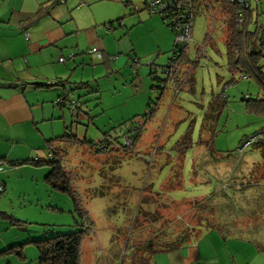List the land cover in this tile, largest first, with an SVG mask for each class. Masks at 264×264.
I'll return each instance as SVG.
<instances>
[{"label":"rangeland","instance_id":"1","mask_svg":"<svg viewBox=\"0 0 264 264\" xmlns=\"http://www.w3.org/2000/svg\"><path fill=\"white\" fill-rule=\"evenodd\" d=\"M137 1L126 8L129 15L123 22L119 19L123 6L117 0L104 13L115 15L112 20L116 19L113 21L116 26L133 23L130 31L138 35L137 38L132 33L120 36L121 41L113 47L116 52L109 60L114 64L119 59L113 68L116 72L105 74V59L91 58L89 51L93 49L104 54L101 43L79 51L77 56L86 57L74 79H79L81 69L101 71H95L94 75L87 72L91 83L82 90L85 97H79L80 90L71 84L68 100H75L77 109L72 114L68 101L66 109L70 115L67 125L72 123L67 132L92 141L113 137L118 133L114 127L119 128L123 123L128 127L134 116L148 111V104L145 107L139 102L145 86L147 91H152L148 101L156 107L150 120L143 123L146 127L136 145L140 156L127 157L115 152L109 155V151H93L87 144L66 147L68 142L62 149L58 147L60 152L56 153V161L69 175L68 191L58 188L61 182L56 186L44 178L47 173L38 169L47 167L46 164L38 168L29 163L17 168L3 167L0 183L5 182V188L0 193V215L3 216H0V228L3 226L4 231L0 241L27 242L23 247L25 256L31 257L27 261L35 257L33 261L37 264L38 259V249L29 241L79 230L85 231L80 243V264H154V256L147 263L140 259L132 262L137 258L133 254L135 248L147 243L165 245L183 234L200 242L208 254L215 242L222 247L241 237L253 239L250 242L253 246L264 242V143L250 145L243 153L238 151L245 136L264 128V114L256 113L264 102L262 84L247 74L248 78L225 86L230 71L219 17L221 10L201 6L196 11L192 39L185 52L189 65L191 61H198L185 70L183 88L177 95L173 84L163 90L158 87L151 90L152 85H158L154 75L166 78L163 71L166 72L172 56L175 34L164 24L172 43L166 51H159L156 37L140 33L145 30L144 21L133 18L142 15L161 18L146 9L147 0ZM250 2L254 13H258V22H264V0H258L257 8L254 0ZM46 3L68 14H85L91 1L47 0ZM101 6L95 10L99 17ZM108 23L103 27L111 33ZM124 30L121 26L115 31ZM250 31H255V24ZM208 35L212 37L211 45H205ZM198 46L204 50L202 55ZM134 60L139 62L136 67ZM150 63L154 64L156 74H150ZM221 93L227 103L217 117L214 109L210 110L211 99ZM136 111L140 114H133ZM63 132L59 128L46 138ZM185 132L189 133L191 144L180 159L174 146ZM18 146L34 153L43 150L42 159L46 158L45 148L38 146L34 137L25 136ZM153 147H158V152L154 166L149 168L145 158L149 160L146 155L149 151L150 156L154 154ZM145 185L147 188L143 190ZM7 215H13L16 220L12 222ZM248 228L253 232H248ZM14 256L9 258L22 261ZM249 257L246 252L237 256L243 262Z\"/></svg>","mask_w":264,"mask_h":264},{"label":"crops","instance_id":"2","mask_svg":"<svg viewBox=\"0 0 264 264\" xmlns=\"http://www.w3.org/2000/svg\"><path fill=\"white\" fill-rule=\"evenodd\" d=\"M46 1L0 0V162H2L0 171L3 167H19L10 163L14 160L42 159L43 150L34 153L32 150L27 151L18 146L20 140L25 136L34 137L38 146L45 148L47 140L57 137L47 139L49 134L57 133L59 128H63L64 132L71 128L72 123L67 125L70 115L66 105H53L54 99L59 96L69 98L68 90L73 87L71 84H74L73 88L80 90L78 92L79 97H85V92L82 90L89 87L91 83L88 75H94L95 71H101V69H81L79 79H74V75L79 70L78 67L81 66V62H84L86 57L80 58L77 56L78 52L84 49L88 50L92 44L101 43L105 47L101 50L109 61L103 64L106 69L105 74L109 75L116 72L113 68L117 66L119 60L117 59L114 64L109 60V56L116 52L113 47L121 41L120 36L133 34V30L130 31L133 23L131 25L122 24L121 26L125 30L116 32L115 30L121 26H116L113 23L116 20H112L115 15H104L110 8L109 5L115 6V0H90V7L85 14H68L64 10H60L59 7L48 5ZM98 1H103V4H98ZM117 1L123 6V14L119 17L123 22V19L129 15L126 8L132 1L136 0ZM139 1L141 0L137 2ZM257 2L255 1L254 8H257ZM249 4L251 6V2ZM99 5H102L99 8L102 10L100 17L95 11ZM251 8L253 7L251 6ZM82 10L79 9V11ZM137 18L139 21H144L145 30L140 33L156 37L159 51L167 50L169 45L171 46L172 36L162 20L158 17L145 15L133 19ZM106 22H112L111 33L105 32L103 24ZM100 25L102 27H99ZM76 32L78 34L75 36ZM26 34L28 35L27 38ZM133 35L134 38L138 37V35ZM72 53L75 55L69 58V54ZM60 57H64L65 60L60 62ZM93 57L91 55V58ZM97 63L100 64V62ZM88 71H90L89 74H87ZM57 81L59 84H54ZM144 89V95L139 102L147 107V101L152 91H147L145 86ZM150 89H154V85ZM86 98L89 99V96ZM97 99L99 96L96 97ZM137 112L140 111L133 114ZM33 126H36L41 134L37 133ZM75 135L78 139L85 138H79L77 134ZM88 140L92 141V139ZM24 150L26 153L22 154ZM44 150L45 157H47L48 151L47 149ZM31 165L34 166V164ZM35 166L38 168L41 165ZM29 167L31 169V166ZM50 169L51 167L47 165V167L38 170H42V173L46 174ZM0 178L3 179L1 174ZM2 183L5 188V182ZM2 231H4L3 226L0 228V234ZM248 232L252 233L253 231L248 228ZM232 240L236 241L225 244V247L215 242L216 246L212 245L213 250L210 254L206 253L200 242L192 241L171 251L156 253L153 257L154 264H257L259 261H261L260 264H264L263 241L253 246L250 243L253 239L241 237ZM254 242L258 243V241ZM26 243L24 241L14 243L13 241L2 240L0 241V250ZM243 252L250 256L245 262L237 258ZM12 256L14 254L0 256V264H36L33 261L35 257L27 261L31 257H26L24 254V259L19 258L22 261L18 262L9 258ZM5 257L8 259L1 262Z\"/></svg>","mask_w":264,"mask_h":264},{"label":"trees","instance_id":"3","mask_svg":"<svg viewBox=\"0 0 264 264\" xmlns=\"http://www.w3.org/2000/svg\"><path fill=\"white\" fill-rule=\"evenodd\" d=\"M192 2V6L194 9V18L196 11H198L201 6L205 7H212V9H218L220 12V19L223 23L222 33H223V39L224 43L227 48V56H228V64H229V71H230V77L225 82V86L233 85L234 82L238 81L240 78L246 79L248 78L247 74L255 76V78L262 84V93L264 94V72L262 71V68H264V22L259 23L258 22V13H254V9L251 8L249 4V0H243L244 5L242 6L239 4L236 0H190ZM257 2V0H255ZM206 3V4H205ZM110 27H112V22L108 23ZM255 24V31L251 32L250 28ZM194 25V21H193ZM171 31V30H170ZM212 37L208 35L205 45L212 44ZM179 48V47H178ZM172 48L173 55L176 54L180 48ZM201 48V49H200ZM184 50V49H183ZM198 52L203 50L201 46L197 47ZM204 51V50H203ZM181 52L179 55H177L176 60H172L170 66L166 67L165 73L166 78L162 79L161 77H158L157 75H154V79L157 80V86L159 89H164L166 85L173 84V89L175 92V95L178 94V92L183 88L184 81L186 79V73L185 70L189 68V66L193 67V64L195 62L191 61V65H189V58L187 57V53L184 51ZM202 55V54H201ZM103 58L105 59L103 64L108 60V57L103 54ZM171 58L169 59V61ZM193 63V64H192ZM189 65V66H188ZM150 74H156V70L154 68V64H151ZM191 67V68H192ZM263 80V81H261ZM163 93V92H162ZM249 100H251L250 97H248ZM212 104L210 110L214 109L216 112L217 117L221 114V111L224 108V105L227 103L224 95L217 94L212 97L211 99ZM263 101V100H258ZM151 102H148V109L150 111L152 116L153 111L155 110L156 106H151ZM145 113V112H144ZM142 113L140 115L134 116L133 119H135L138 116H142L144 118V122L147 123L150 120V116ZM210 113V112H209ZM208 113V114H209ZM257 114H264V102L263 104L259 105L256 110ZM207 114V115H208ZM148 117V118H147ZM132 119V121H133ZM125 123L119 125V128H113L116 135H113L109 137V140L111 141V145L108 150L104 152H108L110 155V152L115 153H122L124 156L130 157L132 155H139L136 150V145L140 141V138L142 136L143 130L146 127V124L142 126H135V130L131 128L130 126L127 127L124 126ZM132 126V125H131ZM68 128V127H67ZM68 129L65 130L63 135L57 136L55 138H52L50 140L46 141L45 149H47L48 152L53 151V156L51 155L49 158L41 159V160H34V159H25V160H14L10 163L14 166H19L24 163H31L34 165H42L46 164L51 167L50 171L47 173V175L44 177L46 179L52 180L51 183L56 186H58V183L60 185L58 186L59 189L68 191V184L67 179L68 176L67 173H65L62 168L60 167L57 159V154L60 152L61 149L66 145V147H72V146H80V145H91L94 141H89L88 139H78L75 134H72L70 132H67ZM260 131V130H258ZM257 131V132H258ZM261 131H264V128L261 129ZM255 134V133H254ZM254 134H250L245 136L242 142L248 138L249 136H252ZM126 135H132L133 136V142L131 147L124 146V137ZM108 139V138H107ZM191 144V137L189 133H184L176 142L174 149L178 152V158L182 159L184 152L190 147ZM240 145V146H241ZM239 146V148H240ZM154 147L152 148V150ZM158 152V147H156L153 151L154 154L150 156L151 151H149V154L146 153L147 157H149V160L145 158L147 165L149 168H152L154 166L155 162V156ZM140 156V155H139ZM150 188V186H148ZM147 187L145 185V190ZM152 189V188H150ZM2 193V191H0ZM77 211L80 216H83V212L79 207H77ZM1 216V215H0ZM4 216H6L4 214ZM7 217L13 222L14 219L12 216L7 215ZM3 218V216H1ZM18 221V220H17ZM84 230H79L70 234H63V235H55L53 237L38 239V240H32L31 243L34 244V246L38 249V261L39 264H80L79 262V254H80V243L82 240V237L84 235ZM194 241V238L186 237V234H183L179 237H176L172 242H168L165 245L159 244H151L147 243L146 245L140 244L135 248V251L133 254H135L134 262L137 259L142 260L144 263H147V261H150L151 257L154 256L158 252H164V251H171L173 249L179 248L182 245H186L190 242ZM24 244H19L15 246L8 247L7 249H4L0 252V256L7 255V254H14L19 258L24 259L23 254V247Z\"/></svg>","mask_w":264,"mask_h":264},{"label":"built area","instance_id":"4","mask_svg":"<svg viewBox=\"0 0 264 264\" xmlns=\"http://www.w3.org/2000/svg\"><path fill=\"white\" fill-rule=\"evenodd\" d=\"M239 4L245 7L247 6L244 4L243 0H236ZM146 9L154 15L160 16L163 24H165L169 30H171L175 34V41H174V48H180L179 51H186L188 44L191 42L192 39V31H193V21H194V9L192 6V2L190 0H147ZM110 25L108 24V28ZM26 34V38H27ZM178 48V49H179ZM184 49V50H183ZM201 49V48H200ZM177 52L176 54L171 56V60L168 61V66H170L172 60L177 59V55L181 52ZM95 60L99 61L103 59V54L97 50H90ZM203 53V50L200 51V55ZM69 57H73V54H70ZM60 62L64 61L63 57L59 58ZM139 62L137 60L133 61L134 67ZM151 64V63H150ZM135 70V69H134ZM64 101L63 98H57L55 104H60ZM70 105V112L73 114L77 109V103L75 100H67ZM153 109V107H152ZM151 109V110H152ZM151 110L148 109L144 114L145 116L151 114ZM148 118V117H147ZM139 119V120H137ZM131 128H135V126H142L144 122V118L142 116H138L135 118V122H130ZM134 123V124H133ZM136 129V128H135ZM134 129V130H135ZM108 138V139H107ZM264 141V131H258L254 135L249 136L243 142L240 148L238 149L239 153H243L250 145L259 144L260 142ZM133 142L132 135H126L124 137V146L131 147ZM111 141L109 137H104L101 140H96L91 144L93 151H106L109 149ZM1 165V162H0ZM0 191H3V186L0 184Z\"/></svg>","mask_w":264,"mask_h":264},{"label":"clouds","instance_id":"5","mask_svg":"<svg viewBox=\"0 0 264 264\" xmlns=\"http://www.w3.org/2000/svg\"><path fill=\"white\" fill-rule=\"evenodd\" d=\"M70 55V54H69ZM73 56H74V54H73ZM69 57V56H68ZM64 58V57H63ZM69 58H72V57H69ZM64 60H65V58H64ZM54 84H59V82L57 81V82H55ZM54 84H50V85H54ZM57 98H63L64 99V101L62 102V103H60V104H55V101H56V99ZM55 100H54V104L55 105H61V104H64V105H67L66 104V102H67V100H68V98L67 97H64V96H59V97H57ZM261 131V130H260ZM264 143V141L263 142H260L259 144H263ZM51 156V152H48V154H47V157H50ZM46 157V158H47ZM1 165H2V162H1ZM0 165V166H1ZM1 184V183H0ZM3 187H4V185H2ZM3 191H4V188H3ZM2 191V192H3Z\"/></svg>","mask_w":264,"mask_h":264}]
</instances>
